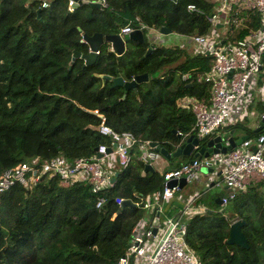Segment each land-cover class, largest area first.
<instances>
[{
    "label": "trees",
    "instance_id": "16d2710c",
    "mask_svg": "<svg viewBox=\"0 0 264 264\" xmlns=\"http://www.w3.org/2000/svg\"><path fill=\"white\" fill-rule=\"evenodd\" d=\"M41 1L0 0V174L33 157L91 155L97 145L110 143L98 132L102 120L169 151L183 142L177 131L188 132L194 117L176 100L208 96L209 83L194 75L208 70L209 54L188 45L157 44L143 35L142 41L129 40L120 57L106 42L90 64L82 65L80 57L70 61V56L73 50L87 51L82 33L119 32L135 17L145 25L143 34L160 27L183 37L207 34L213 24L205 14L215 0H105L101 7L80 0L71 11L67 0H47L45 6ZM188 4L203 13L188 10ZM259 24V14L247 9L241 24L230 26L222 39L235 41ZM142 72L147 79L125 92L98 76L120 74L128 80ZM182 73L192 80L181 79ZM263 127L261 121L250 132L258 134ZM138 154L133 146L128 165L116 169L113 185L97 193L86 180L64 186L48 172L30 186L11 184L0 195V264H112L143 214V207H120L115 197L141 202L162 186L157 170L141 173ZM192 157L193 152L183 161ZM170 158L174 167L181 163L177 156ZM246 190L224 205L210 197V211L183 218L184 238L198 264H264V200L261 213L252 214L248 200L258 195ZM99 194L105 199L96 207ZM180 210L175 191L163 201L159 218H178ZM238 217L244 219L247 247L226 241L228 225Z\"/></svg>",
    "mask_w": 264,
    "mask_h": 264
},
{
    "label": "built area",
    "instance_id": "2783aa9c",
    "mask_svg": "<svg viewBox=\"0 0 264 264\" xmlns=\"http://www.w3.org/2000/svg\"><path fill=\"white\" fill-rule=\"evenodd\" d=\"M85 1L98 2L100 7L106 5L105 0ZM74 4H76L75 0H67V9L71 11ZM45 5L47 0H42L41 6ZM187 9L203 13L191 4L187 5ZM220 9L229 11L228 26L241 24L243 9L256 11L260 17V24L235 41H223L220 38L212 40V35L208 37L210 33L190 36L195 48L203 53L207 50L206 54L211 57L208 70L194 75L197 81L203 80L209 83V93L207 97L196 98L185 95L176 100L180 106H189L194 117L188 132L177 131L183 140L192 134L200 142L204 137L222 133L221 130L225 129L233 106H243L249 80L261 66L264 53V0H219L217 10ZM205 17L214 24L217 21L216 10L205 14ZM134 22L138 26L134 27ZM144 26L135 17L123 24L119 33L126 34L134 28L141 29ZM180 77L192 80L188 73H182ZM259 90L264 92L261 87ZM260 118L264 125V113L260 114ZM97 129L99 133L109 136V145L99 144L91 155L78 156L70 160L62 155H55L42 161L33 157L28 161L16 163L1 172L0 195L15 182L30 186L43 172L55 174L59 183L64 186L75 180H86L91 192L97 193L112 186L114 182L113 175L116 170L110 165L106 168L104 164L109 154L112 153L117 160L118 170L128 165L131 160L130 149L133 146L138 149V158L143 163L151 164L158 154L157 150L149 145L148 140L139 139L130 131H116L103 120ZM263 142L264 133L261 132L255 137L254 144L250 138H245L223 152L210 153L202 157L194 156L176 167L164 169L161 172V189L142 199L141 207L146 210L132 226L124 251L112 264H198L196 253L184 238L185 222L179 217L159 218L162 202L179 190L177 181L172 186H167V181L184 177L185 182H189L201 166H213V162H216L220 170V178L226 187L225 194L219 197V204L224 205L235 197L238 191L246 188L250 174H258L264 185V156L260 150ZM106 147H109L110 151L106 152ZM96 152H100L101 155L96 156ZM104 199L105 197L99 194L95 206L100 207ZM114 200L120 204L122 198L115 197ZM154 216L158 218L155 224ZM153 227H155L154 231H152Z\"/></svg>",
    "mask_w": 264,
    "mask_h": 264
},
{
    "label": "crops",
    "instance_id": "0c3cea01",
    "mask_svg": "<svg viewBox=\"0 0 264 264\" xmlns=\"http://www.w3.org/2000/svg\"><path fill=\"white\" fill-rule=\"evenodd\" d=\"M88 2V1H86ZM219 6V0H215V3L213 5L214 11H217V8ZM100 7V6H99ZM221 11L217 14V21L214 22L213 26L209 30L208 33L210 37L212 35V40L213 38H220V40H223L222 37H225L226 30L228 27H224L223 23L225 18H229V11L226 9H220ZM213 11V12H214ZM245 10L243 9V16H244ZM221 13V14H220ZM129 19H127L128 21ZM239 28V27H238ZM151 35L149 37L146 36V34H143L145 37H147L148 40L161 44L163 41V37L157 36L154 32L161 33L159 30L155 29H150ZM154 31V32H152ZM231 34V32H229ZM167 36L170 34H173V32H168V33H162ZM179 35V34H178ZM229 35V34H228ZM234 35V34H232ZM182 37L179 41V45H188L190 48H194V51H197L195 48V45L193 44L192 40L190 37ZM260 87L264 91V58L261 61V66L253 76L248 83V88H247V93L245 94L244 101H243V106L241 107L240 105H235L233 106L229 119L225 125V128L229 124H234V128H230L227 130L226 136H228L229 130H232L230 135H232L234 138H237L241 134H246L247 138H250L252 140V143H255V137L257 136V133H251V130H257V128L260 126L261 123V118L260 114L264 113V92H261ZM258 92V94H257ZM237 130L238 133L236 135L233 133L234 130ZM261 133V132H259ZM258 133V134H259ZM249 135V136H248ZM264 142L262 146H260L261 153L264 154ZM184 156H187L185 154H180L177 156V160L179 162H182L184 159ZM108 157H111V159H115L114 155L111 153L108 155ZM107 157V158H108ZM174 157V156H171ZM176 157V156H175ZM155 162H152L151 165L153 166L154 170H157L158 172H162L164 169L172 168L174 166V160H171V158L166 159L165 157L159 155L157 158H155ZM110 167L112 165L110 164ZM212 170L203 172L202 170H197L195 171V176L193 177L194 179L190 180L189 182L186 183H191L192 190L191 191H196L194 194H187L183 195L180 194V187L179 191L176 192V197L181 203V210L179 213V218L182 219V217H189L193 213H204L207 211H210L209 207V199L210 197L214 198V202H216L215 198L220 197L221 195L225 194L226 192V187L222 183V180L220 178V170L218 166H211ZM114 170L117 168L112 167ZM146 172V171H145ZM144 172V173H145ZM247 186L244 190L253 192V191H258L261 188L264 190V185L261 186L260 184L262 183L261 179L259 178L258 174L252 173L249 175L248 180H247ZM225 189V191H224ZM224 193H223V192ZM222 192V193H221ZM220 205V204H219ZM197 210V212H195ZM187 212V213H186ZM183 220V219H182Z\"/></svg>",
    "mask_w": 264,
    "mask_h": 264
},
{
    "label": "water",
    "instance_id": "95a60500",
    "mask_svg": "<svg viewBox=\"0 0 264 264\" xmlns=\"http://www.w3.org/2000/svg\"><path fill=\"white\" fill-rule=\"evenodd\" d=\"M80 0H75V2H79ZM85 1V0H82ZM88 3L91 6L99 7L98 2L94 1H88ZM161 33H168L170 30L166 27H160L158 29ZM143 34L140 29L134 28L131 31H129L126 34H120L119 32L115 33H101V32H93L91 34L82 33L80 40L85 42L87 45V51L81 52L77 50H73L70 56V61H72L75 57L82 58V65H87L92 63L99 51V47L103 42H106L109 46V48L114 51L117 57H120L122 52L125 49V45L128 43L129 40H137L142 41ZM212 46L209 47L211 49ZM150 47H148L144 54H146L149 51ZM207 53V50L205 51ZM264 54V53H263ZM142 57V55L140 56ZM98 76L101 79V82L104 83L106 80L111 81V85H121L123 88V91L125 92L129 88H136V85L138 82L146 80L147 79V73L142 72L139 74H135L132 76V78L125 80L120 74H116L115 76H111L106 73H99ZM124 94V93H123ZM260 126L257 128L259 129ZM232 130H229L228 136H222V134H214L212 136L207 137L204 141H200L193 136L192 134H189L183 142H181L179 145L175 147L174 150L169 151L165 149L164 147H161L158 143L155 142H149V145L154 147L155 150L159 154H161L166 159H169L171 156H178L180 154L189 155L193 152L194 156L202 157L207 156L210 153H217V152H223L228 147L234 146L235 144L240 143L241 140L247 138L246 134H241L237 138H234L232 135H230ZM96 147H94V150ZM254 149V147H253ZM106 152L110 151L109 147H106ZM100 152H96V156H100ZM154 170L153 166L150 163H144L141 173L143 174L145 171H152ZM199 170H202L203 172L211 171L212 167L209 165H204L199 168ZM177 181L178 187H182L186 184L184 177H180L177 180L172 178L167 181V186H172ZM138 196L141 197V193L138 192ZM216 202L220 203V198H215ZM135 206L139 205L142 206L141 202L136 204L133 200L129 198L122 199L119 206ZM158 213H156L157 215ZM158 218L157 216H154L153 223H157ZM244 223V219L242 217H238L233 219L229 225H228V236L226 238V241L228 243H235L242 247H247V241L245 238V235L241 229V226ZM155 227H153L152 231H154Z\"/></svg>",
    "mask_w": 264,
    "mask_h": 264
},
{
    "label": "rangeland",
    "instance_id": "374dc122",
    "mask_svg": "<svg viewBox=\"0 0 264 264\" xmlns=\"http://www.w3.org/2000/svg\"><path fill=\"white\" fill-rule=\"evenodd\" d=\"M214 11V8L211 10V12L210 13H212ZM221 10H217L216 12H217V14L220 12ZM221 14V13H220ZM228 20H229V18H225V20H224V23H223V26L226 28V27H230V26H228ZM231 26H233V25H231ZM234 27H236V26H234ZM152 32H154V31H152ZM157 36H161V37H163L164 39H163V41L161 42V44H163V45H170V44H179V41L178 40H180L182 37H180V35H178L177 33H173V34H170V35H168L167 34V36L166 35H164V34H162V33H157V32H154ZM144 34H146V36L147 37H149V35H151L152 33H151V31L150 30H148L147 32H145ZM257 74V73H256ZM254 76H255V74H254ZM257 94H258V92H257ZM227 130L228 129H224V130H221L222 131V136H226V133H227ZM262 133H264V127L262 128ZM233 133L236 135V133H238L237 132V130L235 129L234 131H233ZM263 150H264V147H263ZM159 155H161V154H157L156 155V158H157V156L159 157ZM162 156V155H161ZM263 156H264V154H263ZM175 157V156H174ZM155 160L156 159H154V160H152V162H155ZM104 164H105V167L107 168V167H109V165L111 164L112 165V167H114V168H117L118 167V162H117V160L116 159H111V157H108V158H106L105 160H104ZM213 166H218L217 165V163L216 162H213ZM197 172V171H196ZM192 179H194V178H192ZM191 179V180H192ZM192 190V186H191V183H186L185 185H183L182 187H181V189H180V194H183V195H187V194H194L196 191H191ZM179 191V190H178ZM224 191H225V189H224ZM194 192V193H193ZM223 192V191H222ZM221 192V193H222ZM178 193V192H177ZM224 193V192H223ZM257 197H256V199L255 200H252L253 198H250L248 201H249V203H250V209H251V212H252V214H254V215H258L259 213H261V201H262V199L264 200V190H263V188H261L260 190H258L257 191ZM162 204H163V202H162ZM144 210H146V208H143V212H144ZM187 213V212H186ZM183 218H185V217H182V219Z\"/></svg>",
    "mask_w": 264,
    "mask_h": 264
}]
</instances>
